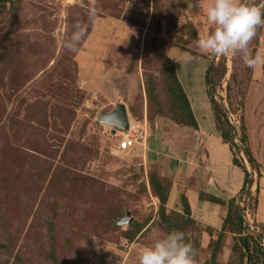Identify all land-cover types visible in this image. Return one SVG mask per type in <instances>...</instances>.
I'll return each mask as SVG.
<instances>
[{
  "label": "rangeland",
  "instance_id": "obj_1",
  "mask_svg": "<svg viewBox=\"0 0 264 264\" xmlns=\"http://www.w3.org/2000/svg\"><path fill=\"white\" fill-rule=\"evenodd\" d=\"M209 2L0 0V264H137L142 248L182 223L195 264H210L220 236L217 264H240L241 236L223 227L227 208L201 194L236 199L252 246L244 264H263L264 66L246 67L239 53L201 52L197 40L214 30ZM91 7L97 16L87 37L68 50L64 40ZM250 51L264 55V27ZM160 58L174 62L198 131L160 117L150 101L154 84L162 111L170 106ZM213 65L226 69L213 82L214 98L234 129V148L223 143L208 97ZM119 105L145 127V147L120 152L122 132L99 122ZM233 159L249 174L244 192L245 173ZM152 173L172 184L168 224ZM184 197L194 224L185 221ZM128 216L130 223L118 225Z\"/></svg>",
  "mask_w": 264,
  "mask_h": 264
},
{
  "label": "clouds",
  "instance_id": "obj_2",
  "mask_svg": "<svg viewBox=\"0 0 264 264\" xmlns=\"http://www.w3.org/2000/svg\"><path fill=\"white\" fill-rule=\"evenodd\" d=\"M205 12L214 30L197 40L201 52L212 56L239 53L246 67L255 69L264 66V55L250 51L257 30L264 27L261 7L252 0H210ZM96 16L95 8H89L87 19L73 24L70 36L63 42L64 47L70 51L78 50ZM196 255L194 247L186 242L184 233L173 230L142 248L137 264H195Z\"/></svg>",
  "mask_w": 264,
  "mask_h": 264
},
{
  "label": "trees",
  "instance_id": "obj_3",
  "mask_svg": "<svg viewBox=\"0 0 264 264\" xmlns=\"http://www.w3.org/2000/svg\"><path fill=\"white\" fill-rule=\"evenodd\" d=\"M262 11H264V2L261 5ZM161 20V14L159 11H157L154 15V21L158 22ZM133 25L137 26L138 24L132 23ZM158 28H160V24L158 23ZM262 28V27H261ZM259 28V29H261ZM161 62L163 65L162 68L164 71H162L161 73V77L164 78V82L166 83V86H168L167 90L170 96L169 99V103L170 106H168L167 108V112L164 113L162 111L161 108H163L161 106V102H159L158 100H155L154 97V84L151 85L150 89H149V96H150V101L157 107V114L158 111L160 112V117L168 119L170 121H172L174 124L179 125V126H184L187 128H191L194 131H198L199 130V126L197 123V120L194 116V113L192 111L189 99L184 91V88L182 87L177 73H176V66L174 64L173 61H171L170 59L167 58H160ZM225 66H222V69H218V71L215 73V80L217 82H221V80L223 79L224 75H225ZM213 75H214V70L213 67H211L208 70V74L206 75V83L208 85V87H210V90L208 92V97L210 99V104L212 105L213 109H214V113L216 116V121L218 122V127H217V131L221 133L222 136V140L224 144H229L231 146V148L235 147L234 144V138L236 135H234V129L232 128L231 125H229L228 121L226 120V116L224 114V109L223 107L218 104V102L215 100L214 98V91L215 89L213 88ZM224 119V120H223ZM247 127L245 126V122L243 123L242 120V125H241V138H240V142H242V144L245 146V144H248V134H247ZM248 155V159L249 162L252 164L253 163V156L252 153L250 151L249 148H245L244 149ZM233 163L236 167L241 168V170L245 173V181H244V188H243V192L246 189V185L247 180L249 178V174L247 172V169L245 168V166L242 164V162L239 159H233ZM150 187L152 188L154 195L156 196V198L159 200L160 202V214H161V219L165 222V223H169L168 220V216H167V211H166V206L170 197V193H171V189H172V184L169 180H160L157 176V174L152 173L150 175ZM200 200L203 202H207V203H211L217 206H223L227 208V215L225 217V220L223 222L224 224V229H229L231 230L233 233H237L241 236L240 238V242H241V247L243 250V254L241 256V262L240 264H244V259L247 258L246 255V251L251 250L252 246L251 244L248 242V240L245 237V233H246V227H245V219H244V215H243V211L241 210V208H239L236 199H231L229 200V202H225L219 198H216L214 196L208 195V194H201L200 195ZM183 202H184V214L185 217L187 218L185 221L186 223L189 224H194V221L191 220V208L189 205V202L187 200L186 197L183 198ZM135 227V230L137 231V233H139L142 230V226L139 224H134L133 225ZM181 224H177L176 227H172L171 225H169L168 229L169 232L173 231V230H179L182 231L184 233V230L182 228ZM135 231L129 233V234H125L126 238H128L129 240L132 239L135 234H137ZM244 235V236H243ZM186 240V238H185ZM220 240H221V236L219 237L218 241L215 242V248L213 250V254L211 257V261L210 264H217L216 260V253L220 247ZM187 243H190L189 241L186 240ZM191 245H193L192 243H190ZM198 247V246H197ZM212 247V246H211ZM196 251V250H195ZM261 251V249L259 251H257V253H259ZM55 257L52 253V258L51 261H55ZM251 262H254V258L251 257L250 258ZM207 264V263H206ZM264 264V261H263Z\"/></svg>",
  "mask_w": 264,
  "mask_h": 264
},
{
  "label": "water",
  "instance_id": "obj_4",
  "mask_svg": "<svg viewBox=\"0 0 264 264\" xmlns=\"http://www.w3.org/2000/svg\"><path fill=\"white\" fill-rule=\"evenodd\" d=\"M213 70H214V75H213V79L215 82V66L213 65ZM99 122L102 125H105L109 128H114L120 132H124L128 130V126H129V117L127 114V109L124 105H119L117 106V108L109 115H103V116H99L98 118ZM244 154L248 159V155L246 153V151L244 150ZM249 161V159H248ZM248 188H250V183H248ZM131 222L130 217L128 216L127 218H123L118 225H125ZM246 227V225H245Z\"/></svg>",
  "mask_w": 264,
  "mask_h": 264
},
{
  "label": "built area",
  "instance_id": "obj_5",
  "mask_svg": "<svg viewBox=\"0 0 264 264\" xmlns=\"http://www.w3.org/2000/svg\"><path fill=\"white\" fill-rule=\"evenodd\" d=\"M121 134L123 136L118 144V150L122 153L131 152L138 146H146L147 132L141 123L129 119L128 130Z\"/></svg>",
  "mask_w": 264,
  "mask_h": 264
}]
</instances>
